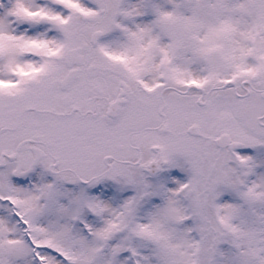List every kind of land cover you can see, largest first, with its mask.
<instances>
[{
    "label": "snow or ice",
    "instance_id": "6c2138e0",
    "mask_svg": "<svg viewBox=\"0 0 264 264\" xmlns=\"http://www.w3.org/2000/svg\"><path fill=\"white\" fill-rule=\"evenodd\" d=\"M0 264H264V0H0Z\"/></svg>",
    "mask_w": 264,
    "mask_h": 264
}]
</instances>
